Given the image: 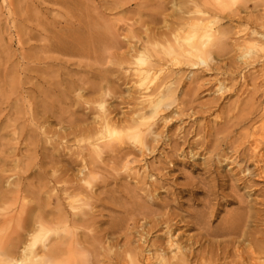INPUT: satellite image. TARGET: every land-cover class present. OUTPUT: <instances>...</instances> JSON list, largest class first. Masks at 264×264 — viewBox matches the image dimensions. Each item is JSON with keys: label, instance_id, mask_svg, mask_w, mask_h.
Masks as SVG:
<instances>
[{"label": "rangeland", "instance_id": "rangeland-1", "mask_svg": "<svg viewBox=\"0 0 264 264\" xmlns=\"http://www.w3.org/2000/svg\"><path fill=\"white\" fill-rule=\"evenodd\" d=\"M192 1L205 6L204 0H0V235L27 230L22 242L39 218L53 223L49 225L56 232L57 227L61 230L62 221L72 214L65 189L80 185L84 190L80 177H87L95 190L73 191L92 208L82 206L91 220L77 230L78 236L109 230L105 248L94 251L96 264L113 262L109 258L125 236L110 228L116 219L125 222L129 213L124 208L130 206L158 215L175 213L173 228L183 240L202 231L197 219L215 230L226 221H237L246 207L242 227L264 237V221L257 219V214L264 217V173L256 169L264 168V162H245L238 155L249 153L255 140L264 152V63L241 68L236 60L241 39L249 36L245 29L264 30V0H243L234 12L219 10L213 3L206 7V15L218 14L214 28L224 32L219 48L210 52L214 62L209 70L198 64L175 65L166 56L167 70L174 74L173 95L163 110L173 97L179 104L153 130L160 131L161 141L150 152L128 155L131 149H121L96 157L86 148L102 114L96 112L97 103L103 100L108 116L123 122L140 107L139 92L158 81L135 83L127 61L145 39H160L166 30L201 15L193 14ZM157 43L161 50L160 40ZM105 47L113 49L111 56H104ZM106 61L111 67L102 70L98 65ZM220 81L231 92L217 95ZM78 88L87 91L82 102L73 97ZM33 119L45 126L44 136L32 127ZM127 161L133 169L124 167ZM89 168L94 172L89 174ZM101 170L104 179L95 184L93 173ZM6 212L12 224L5 223ZM137 231L127 229L126 237L133 243ZM157 234L144 232L151 239ZM245 245L240 244L236 253L248 250ZM231 256L213 263L234 264ZM199 261L212 264L208 256Z\"/></svg>", "mask_w": 264, "mask_h": 264}, {"label": "bare ground", "instance_id": "bare-ground-1", "mask_svg": "<svg viewBox=\"0 0 264 264\" xmlns=\"http://www.w3.org/2000/svg\"><path fill=\"white\" fill-rule=\"evenodd\" d=\"M191 3H193L194 5L193 14L194 12H196V13H200L201 15L194 17L192 16L186 19V21L183 22V24L181 22V24L184 25L183 27L182 26L180 28L179 26L177 28L172 27L173 29L170 28V30L168 31L166 30L167 32L165 31L163 33H161L162 31L160 30L162 36V37L160 36V39L149 37L148 39H145L144 42L139 43L140 45H138L136 49L134 48L135 50L130 55L131 58H133V60L127 61L128 64L127 70L129 69L131 71L132 78L134 79L133 81L135 83L139 82L141 84L143 83V81L147 80L148 78H152L153 80L156 79V81L158 82L153 83L155 81L154 80L152 82L153 85L144 87L146 89L145 91L143 90L141 92L138 91L139 96L141 98L140 102L138 101V103L141 105L140 107H138V109L134 111V114L130 116L127 121L123 122L120 120L119 121L113 120V118L108 116L107 111L102 112V114L99 116V120L97 121L98 125L93 130L92 135L94 134V136L93 137L89 136V138L91 137L92 139L88 141L86 146V148L89 149L92 155L99 157L102 152L109 153V152L120 151L121 149L118 148L117 145L113 143V138H115L117 141H120L121 138L127 141H135L139 139V137L142 134L140 130V126L137 123L139 117L146 110L147 111L145 114H151V112L157 109L161 111L163 110L164 102L166 100H170L171 96L173 95V89L170 87L171 85L170 80L173 79V78L171 79V77H173L174 74L170 73V71L167 70L168 67L165 61L166 56L169 57L170 61L175 65H179V64L197 65L199 63L204 62L205 56L211 57L210 52L213 51L214 47L219 48V46L221 45L222 42L221 36L224 32L216 28H212L211 30L205 28V25L209 20L217 21L218 14L206 15L208 14L206 7H208L209 4L213 3L216 4L215 8H219V10L222 9L219 6L218 0H204L205 6L203 7L200 6L199 1L198 2L192 1ZM216 12L220 13L218 11ZM230 12H234V10ZM154 35L158 37L157 33ZM249 39H250V35L247 38L245 37L244 39H241L243 40L242 45L244 44L245 41ZM159 40H160L159 44H161L160 45L161 50L156 49V46H158L157 41ZM147 52L148 55H146ZM197 57H199V59H197ZM173 82L175 81L173 80ZM99 103L104 104V101L102 100ZM162 119L166 120V117H163ZM117 125H119L121 129L119 133H116L114 130ZM261 139H262L261 142H264V138ZM106 140L107 142H105ZM260 145L262 144L258 143V141L255 140L254 145H251L250 148H248L249 153L242 152L241 154L239 153L238 155L241 156L242 161L245 162L248 160H252L254 162H260V161L264 162V152H259L260 151L259 149L261 148ZM139 155L143 156L144 153ZM85 163L88 165V160H86ZM129 163L130 162L127 161L126 164H124V167L126 169L131 170L133 169V167L129 166L128 165ZM86 168L87 167L85 165V169ZM246 168L247 167H245V169ZM256 169L259 170L258 173L260 175L264 173V168L261 169L260 167H258ZM91 170L89 168L88 173L91 172ZM149 171L150 170H148V173ZM243 171L241 169V172ZM134 174L136 175V180L138 181L140 179L139 171H135ZM148 176H152V174ZM80 178H81L80 180L84 181L85 186L91 183L90 178L87 177L86 178L80 177ZM79 186L77 185L72 186L71 191H67L68 189H65L66 198L69 200L67 204L69 205L72 214L68 213L69 216L66 217L63 221L59 219L62 221V224L60 225L61 230H59L60 228L57 227L59 232L53 230L52 222H51L52 224L49 223L50 225H52L51 226L52 229H51L50 225L47 223L48 219L44 220V218H39L35 221H32L34 222L35 226L31 229L30 232H27L28 234L32 232L31 233L32 239L39 242L40 247L44 251L43 259L46 261L51 262V261H58L60 259L70 260L74 256L75 252L79 251L81 246L87 242L92 244L90 246H92L93 251H96V249L105 248L103 246L105 242L104 239H105V235L109 234V230L108 232L106 230L99 235L96 233L91 234V236L89 237H87V235L78 236L77 230L81 227L86 228L87 222L91 220V219L89 220L87 219L90 218L87 217L89 211L82 210L84 208L82 206H87L88 202L80 198L76 193L73 192L77 188H79L78 190H80L81 187ZM85 186H84V190L81 189L82 191H86ZM71 192L74 194H71ZM80 200H82V202L78 203L77 201ZM124 209L127 213H129V216L127 217L125 222L123 221V219L114 220L110 229L115 232H111V231L110 232L116 233L117 231L119 233H123L125 236V240L123 244L119 245L118 250L114 252L113 255L109 258L110 260L112 259L113 262L109 263L108 261V264H157L155 260L156 254L159 253L163 248L165 239L168 238L169 240H171L173 236L178 237L180 243H182L184 247L187 249V254L183 258L181 264H194V263L201 264L199 259L200 257L202 258L204 256H208L209 263L214 264L213 262H219V260L221 259L224 260L225 258H227V256H231V255L235 257V259L233 260L234 264H244V262L246 264H264V260H262V258H264V237L261 238L257 236L255 232L249 231V229L247 230L242 227V222L244 220V213L248 210V208L246 207H242L243 213L241 214L243 215H240L237 221H226L221 227L215 230H209L204 228L203 221H201V219H197L198 221L196 224L199 228L202 229V231L196 235L189 234L184 240L177 235L175 229L173 228V226L176 224L175 223L176 221L174 222V219L177 216L175 213L173 212L171 213L167 211L158 215V213L156 212L154 213V211L145 212L144 210H141V208L135 209L133 206ZM75 210H82V212L78 214ZM257 215H258L257 216L258 221L260 222L264 221V217H261L260 214ZM58 216L60 215H57L56 217ZM248 217H251V215L247 216V220ZM3 218L6 224L11 223L9 212L8 213L6 212ZM55 220L56 222H58L57 219ZM56 222L54 224H58ZM28 224L30 225V221ZM18 225L20 226V222ZM23 225L21 224L22 227ZM129 228H133V229L136 228L138 230L137 232L139 234V237L137 240H134L135 243H133L131 239L126 237L127 229ZM18 230L20 231V229ZM21 230H23V228ZM26 231L23 230V234ZM151 231L158 232L156 238L153 239L148 238L147 235ZM52 232L55 233L56 236H54V234L53 236L56 239L50 237V234ZM144 232L147 234L146 236H144ZM23 234L18 232H11L8 234L6 233L4 235H0V244H2L5 247V249L9 251L14 250V246L21 243V237ZM163 235H164V241L160 240L163 239L162 238ZM211 235H224V236H229V238L223 241L212 240L209 237ZM27 236H25V238ZM111 242L110 243L112 245L117 243V242L114 243L112 240ZM244 243H246V245L249 246V249L248 250L246 249V251L244 250V252L243 251L238 252L237 254L236 251H238L239 245ZM230 251L232 252L230 253ZM226 263H228L227 260Z\"/></svg>", "mask_w": 264, "mask_h": 264}, {"label": "clouds", "instance_id": "clouds-1", "mask_svg": "<svg viewBox=\"0 0 264 264\" xmlns=\"http://www.w3.org/2000/svg\"><path fill=\"white\" fill-rule=\"evenodd\" d=\"M219 6L227 12L233 11L238 7L242 6L243 0H218ZM216 20H209L205 25V28L211 30L216 25ZM250 35V39L245 41L243 45L237 48V63L241 68H249L256 64L264 63V30L257 29H245ZM142 50V49H141ZM113 49L105 47L103 49V54L105 57L111 56ZM199 59V57H197ZM214 62L212 58L205 56L204 62L199 63L197 66L202 67L205 71L209 70V63ZM102 70L111 67L110 62H105L104 64L98 65ZM132 73H129L131 76ZM87 91L83 88H78L74 91L73 97L77 101H83L87 98L85 95ZM231 92V88L226 84L225 81H220L216 85L217 95H226ZM99 94V93H96ZM110 96L111 93L107 92ZM173 103L169 105L168 108L163 111L157 109L151 114H145L146 111L139 117L137 123L140 126L141 136L135 141H127L121 138L117 141L113 138V143L117 145L120 149H131L128 155H139L145 152H150L152 150V145L158 144L161 141L160 131H153L160 126L161 120L166 116L167 113L171 112L174 107H177L179 101L175 100L173 97ZM96 112H103L107 110V105L97 103L95 105ZM93 112L92 115H95ZM171 123V120H169ZM32 127L38 131L42 136L46 134V128L39 121L33 119ZM115 132L119 133L121 131L120 126L115 127ZM151 140V143H149ZM107 142V140L105 141ZM126 156L123 158L126 160ZM121 171H124L123 166ZM104 179L103 170L93 173V180L95 184H99ZM89 191L95 190V185L89 183L85 186ZM89 211L92 210L91 203L88 204L87 208ZM187 254V249L182 243H180L179 238L173 236L171 240L165 239L163 248L159 253L156 254L155 260L157 264H181L183 258ZM44 251L40 247L39 242L35 241L31 237V233L18 245L14 246V250H7L0 244V264H96V253L93 251L92 247L88 244H83L79 251H76L72 259L64 260L60 259L58 261H46L43 259Z\"/></svg>", "mask_w": 264, "mask_h": 264}]
</instances>
